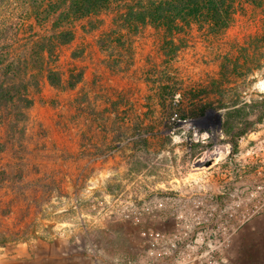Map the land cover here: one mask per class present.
<instances>
[{"label": "rangeland", "instance_id": "1", "mask_svg": "<svg viewBox=\"0 0 264 264\" xmlns=\"http://www.w3.org/2000/svg\"><path fill=\"white\" fill-rule=\"evenodd\" d=\"M51 12L0 0V42L74 33L0 138V264H264V0L173 36Z\"/></svg>", "mask_w": 264, "mask_h": 264}, {"label": "trees", "instance_id": "2", "mask_svg": "<svg viewBox=\"0 0 264 264\" xmlns=\"http://www.w3.org/2000/svg\"><path fill=\"white\" fill-rule=\"evenodd\" d=\"M41 2L43 5L45 3L54 15H63L66 24L69 23V18L79 20L117 9L123 22L130 25L153 24L166 29V33L173 36L180 33L183 26H191L194 23L208 24L216 32L225 30L233 22L237 0H41ZM73 38V31L64 26L58 29L57 35L53 38L32 40L31 44H24V50L18 49L14 41L9 44L0 42V138L2 135L23 133L22 122L34 104L33 90H38L44 79L53 85H62L64 82L62 75L50 67L48 60L59 45L67 44ZM34 47L38 50L30 49ZM81 77L82 73L76 80L70 79L69 86H74ZM248 127L229 132L234 137L232 151L238 149V139L247 132Z\"/></svg>", "mask_w": 264, "mask_h": 264}, {"label": "built area", "instance_id": "3", "mask_svg": "<svg viewBox=\"0 0 264 264\" xmlns=\"http://www.w3.org/2000/svg\"><path fill=\"white\" fill-rule=\"evenodd\" d=\"M259 188H261V186H258ZM251 196H255V192L254 191H252L251 192ZM263 206V205H262ZM261 208V207H260ZM259 209V208H258ZM258 209L256 210V211H258ZM156 235H159V233H156Z\"/></svg>", "mask_w": 264, "mask_h": 264}]
</instances>
